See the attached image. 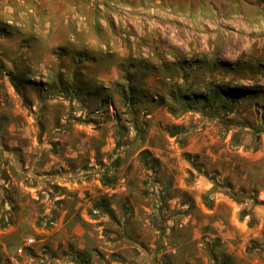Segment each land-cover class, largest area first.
<instances>
[{"label": "rangeland", "instance_id": "rangeland-1", "mask_svg": "<svg viewBox=\"0 0 264 264\" xmlns=\"http://www.w3.org/2000/svg\"><path fill=\"white\" fill-rule=\"evenodd\" d=\"M8 9L0 264H264V0H103L43 65Z\"/></svg>", "mask_w": 264, "mask_h": 264}, {"label": "crops", "instance_id": "crops-1", "mask_svg": "<svg viewBox=\"0 0 264 264\" xmlns=\"http://www.w3.org/2000/svg\"><path fill=\"white\" fill-rule=\"evenodd\" d=\"M102 1L0 0V8L2 4L9 7L3 12L13 20L15 44L26 46L28 62L43 65L48 46L92 54L95 46L105 45L110 31L95 14L96 4Z\"/></svg>", "mask_w": 264, "mask_h": 264}, {"label": "bare ground", "instance_id": "bare-ground-1", "mask_svg": "<svg viewBox=\"0 0 264 264\" xmlns=\"http://www.w3.org/2000/svg\"><path fill=\"white\" fill-rule=\"evenodd\" d=\"M131 10H134L133 8H131ZM144 13H146V14H148V15H150V14H154V15H158V17H160L161 19H163V21L164 20H167V19H169L168 18V16L166 15L167 13L164 11V10H162V9H157V10H150V11H148V10H145L144 11ZM216 21H217V19H216ZM215 22V21H214ZM230 24V23H229ZM127 25V24H126ZM153 27V26H152ZM203 30L202 31H205V30H207V29H205V28H202ZM251 32V31H250ZM249 32V33H250ZM208 38L207 39H209L210 37L209 36H207ZM234 48H235V44H234V46H233Z\"/></svg>", "mask_w": 264, "mask_h": 264}]
</instances>
